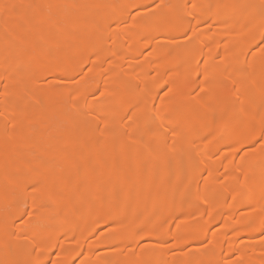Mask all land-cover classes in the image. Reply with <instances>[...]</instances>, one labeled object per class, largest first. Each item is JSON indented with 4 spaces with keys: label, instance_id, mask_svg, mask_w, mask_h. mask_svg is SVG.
Masks as SVG:
<instances>
[{
    "label": "bare ground",
    "instance_id": "1",
    "mask_svg": "<svg viewBox=\"0 0 264 264\" xmlns=\"http://www.w3.org/2000/svg\"><path fill=\"white\" fill-rule=\"evenodd\" d=\"M0 264H264V0H0Z\"/></svg>",
    "mask_w": 264,
    "mask_h": 264
}]
</instances>
